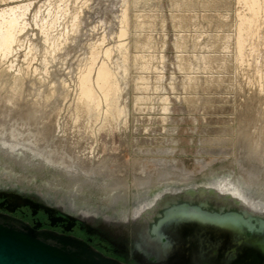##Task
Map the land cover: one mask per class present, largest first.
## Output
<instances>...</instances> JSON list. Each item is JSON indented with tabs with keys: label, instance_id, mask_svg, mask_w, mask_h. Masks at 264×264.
Returning a JSON list of instances; mask_svg holds the SVG:
<instances>
[{
	"label": "rangeland",
	"instance_id": "obj_1",
	"mask_svg": "<svg viewBox=\"0 0 264 264\" xmlns=\"http://www.w3.org/2000/svg\"><path fill=\"white\" fill-rule=\"evenodd\" d=\"M187 1L186 0H182V1L181 0H87V1L86 0H84V1L83 0H81V1L80 0L79 1L78 0H0V10L5 9L9 6H14V5H18V4L19 5H27L29 8L28 10H26L27 13L25 14L26 16L24 17L25 22H27L26 23L27 28L24 29L25 31L23 30V32H21V34H20L21 36L19 35L20 41H17L15 43V45H14L15 51L13 53H11L8 57H4V56H3V58H2V56L0 57V61H1L0 62V68H1V70H0V91H2V92H0V101H2L1 98L3 99V101H4V99L7 100L12 96H13L12 98H14L16 93H17L16 94L17 97H15V98L19 99L18 97H20V94H21V98L19 100L21 103L20 105H22V108L24 107L23 109L27 110V108H28V110H31L33 113L36 110L34 108L35 106L38 109V111L36 110V113H35L37 115L36 116L37 117L36 118V125H41V123L45 121V123L48 124V126H50V129L49 128L48 129L53 130V131L52 130L50 131L52 134L50 140H48L46 143L42 144V146H44V147H42V149H41V145L37 144L35 141H34L33 145H30V143H32L30 141L34 140L33 135H34V132L36 131V129L30 128V129H28V132L27 131L24 132L25 135L23 133L24 140H25V143H23V144L27 145V143H28L27 140H29V143H28L29 145H27V146H29L31 149H35V148L37 149V146H38L39 151H38V149L37 150L35 149V150L28 152V154L27 153L24 154V153L20 152L19 156L18 155L15 156V155L0 151V158H2V159H0V192L14 193V194L22 195L23 197L33 198L38 202L50 204V205L54 206L55 208H58L60 210L67 211V212H69V210H70L69 204L72 203L75 206V212L76 213H80L82 211V212H87L89 214L94 215L97 218L96 223H95V225H97V226L102 225V222H104L107 218H109L110 220L117 221L119 223L118 226L120 225L119 227H121V228H123V226L125 224L132 227L130 224L132 222H130V223H127V222H128L129 217L132 215L135 207L138 204V199H137L138 193L136 191L137 190L136 188H134V187H132V188H121L122 189V191H121V189L114 190L112 188H108L105 186H98V188H97V186H95L94 184H92L90 182L87 184L86 183L80 184L79 181H75L74 179L70 180L71 177L63 169L58 168V167H53L48 162H46V161L43 162V160H41V155L43 157H45V155H46V157L48 155L51 156L52 154H50V152L53 153V151H55V150H56L55 153L57 152L58 154H60L61 152H65L64 149L66 148L65 147L66 144L69 143L70 140H72V138H73V136L71 137V135L69 133H71L73 135V133H72L73 131L70 132L71 129H73L72 128L73 124H71V123H73L71 116L74 115V112H75V109H74L75 104L74 103L77 99L76 97L79 95V93H78V91H79L78 90L79 89L78 88L79 87V85H78L79 78L81 77L82 73L84 72L85 67L88 68L87 66L91 64L90 61L93 60V59L92 60L90 59L91 57L93 58V53H92L93 49H94L93 52H95L94 54H96V55H98V53H96L95 50H98L100 52L99 53L100 57L99 56L97 57L98 59L95 56V59L98 60L97 63H95V64H97L95 67L99 66L103 62V59H105L104 61H106V62L108 61L107 63L110 64L111 68L113 67L112 69H114L116 71V73L118 72L117 75L119 77L118 79L120 80L119 81L120 85H121V87L123 86L122 91H120L119 94L122 93L124 95L123 96L121 94L123 97L121 95L118 96V99H120L119 104L121 106L127 105L126 108H128V111L126 109V112H128L127 113L128 117L124 115L123 118H121L119 120V124H117V128H115V130H114V134H113V136L115 135L114 137L110 138V135L107 134L108 135L107 136L105 134L106 132L105 133L102 132L100 134V138L103 137V140H102V138L100 140L101 141L100 145H101V143L105 144V145H103V147L101 146V149L103 148L102 151L105 155L112 154V153L116 155L119 153L120 155L118 154V156L120 158H123L125 160L127 159L128 161H132L135 158L142 159V160L148 159L146 161V164L148 165L150 170H154L156 168L155 165L153 164V162L150 161L151 158L152 159L153 158H165L169 161L176 160L177 164H179L180 167H185L188 170L190 169V171H193L195 173V177L192 180H189L188 182H190L191 184H195L198 187H201L202 185L208 184L211 180H213L215 178H222V177H234L236 179L241 178L244 181L248 180L247 174L240 167V163H239L238 159L241 158L242 161H244V157H246V155L248 156L249 153L252 152L253 147H254V141H253L254 138L252 136L251 139L247 140L248 138L247 137L245 138V136H243L242 133L244 131H246V129H249L251 133H252V131H255L256 129L253 128V126L248 127V123L245 122L246 120L243 117H240L241 114L238 111L239 110L238 105H240L239 104L240 100L241 101L242 100L245 101L247 99L249 100L251 98L256 97L257 93H259V96H257V98L260 97L259 101L261 99L263 103L261 101H260L261 104H260V102L257 103V104H260V106L256 105V104H254V105L251 104L252 106L250 105V107H248V110L253 111L251 108L252 107L254 108L255 106L256 107L259 106V108L261 107L260 109L255 108V109H257L255 111L258 112V115L257 114L256 115L259 118L256 116L257 119L255 118L254 123L256 126L259 124L257 126L258 128L264 127V120H263L264 114L263 115L261 114L264 112L263 111L264 110V107H263L264 101L262 99L264 97V92H263L264 88H262L264 85L259 87V85H260L259 82L261 84H264V82H263L264 81L263 80L264 75L263 76L260 75L261 76V78H260L261 80H260L258 78L260 73H256L257 69L254 72L256 65H258L260 61L264 60V58H262L264 56V49H262V52H261V55H263V56H261L260 58L258 55L248 56L250 58L252 57V60L255 59V62H256V60L257 61L260 60L259 62H256V65L254 62H252V68L255 65L254 66L255 68H253V69L249 67V66H251V63H249V62L252 61L250 58L247 57V60L244 63H242L243 66H242V64L239 63V60L236 58L237 57L236 56L237 55V48H236V38L235 37L237 35V31H236V30H238L237 22L239 20L237 15L239 14L238 10H240V12L242 10L244 11V9H242L243 8L242 5H241V8H240V6H237V4L240 5L239 0H225V1L224 0H187ZM237 1H239V3ZM86 2L88 3V6H86L87 5ZM236 2H237V4L235 5ZM77 3H79V4H77ZM125 7H126V9H124ZM57 8L60 9V11ZM74 8H75V10L76 9L77 10L75 11ZM82 9H83V11H82ZM127 9H128V11L126 12ZM124 12H126L127 17L129 16L127 21L130 24L128 22H126V24L124 22L122 23V21H123L122 18H123ZM183 13H184V15H183ZM223 13H225V14H223ZM121 14H122V16H121ZM156 14L158 16H156ZM140 15H141V17H140ZM172 15H174V17ZM137 16H139V17H137ZM201 16H203V17H201ZM143 17H144V19H142ZM119 18H121V19H119ZM221 19H222V21H221ZM44 20H45V22H44ZM137 20H138V23H137ZM158 21H159V23H158ZM103 23H104V25H102ZM140 23L142 24V26ZM153 23L154 24L156 23L155 24L156 26L153 25ZM163 23H165L164 26H162ZM177 23H179V24H177ZM143 24H145V26ZM207 24H208V26H207ZM118 25L120 28L118 27ZM124 25L125 26L129 25L128 26L129 28L126 26V29H128L127 30L128 33L126 34L127 35L126 38H125V36H122V34L120 35L121 29L123 28L122 26H124ZM191 25H194V26H191ZM76 26H77V28H76ZM142 27H144V28H142ZM119 30H120V32H119ZM30 32H31V34H29ZM230 34H231V36H229L230 37V39H229V37H227L226 35H230ZM45 35H47L48 37L47 36L45 37ZM119 35L124 37L123 38L124 40ZM118 36L120 39H118ZM145 37L146 38L149 37V38L146 39ZM201 37H202V39H201ZM110 38L112 40H110ZM113 38H115V39H113ZM194 38H196V39H194ZM234 38H235V40H234ZM57 39H59V40H57ZM100 40L102 41V43ZM218 40H219V42H218ZM228 41H229V44L227 43ZM122 42L123 43L125 42V45L123 47H122L123 44H121ZM157 42H159V43H157ZM178 42H180V46H178L179 45ZM230 42H231V45H230ZM18 43H20L21 45ZM61 43L63 44V46ZM183 43L185 45H183ZM226 43H227V45H226ZM55 44H56V46H55ZM137 44H139V45H137ZM99 45H100V47H99ZM116 45H118V46H116ZM135 45H137V46H135ZM142 45H145V46H142ZM228 45H229V48H227ZM108 46H110L111 48ZM146 46H148V48ZM90 47H91V49H90ZM45 48H46V50H45ZM109 48L111 50V55H110V57L107 58L105 51ZM123 48L127 52L124 51ZM143 49H145V50H143ZM205 49H207V50H205ZM45 52H47V53H45ZM123 52H124V54H123ZM139 55H140V57L141 56H143V57L140 58ZM146 55H148L149 57ZM125 56H127L128 59ZM130 56H132V57H130ZM225 56H226V59H225ZM158 57H160L161 60ZM255 57L259 58V59H256ZM122 58H124L125 61ZM143 58H144V60H143ZM145 58L146 59L148 58V59L146 60ZM203 58H204V60H203ZM212 58H216V59L219 58V59H218V61H216V60H213ZM233 58H234V60H233ZM231 59H232V61H231ZM34 60H36V62ZM127 60H128V63H127ZM226 60H228V61H227V63L224 64V62H226ZM117 61H118V63H117ZM236 62H238V63H236ZM122 63H123V65H122ZM245 63L246 64L249 63L248 64L249 66L245 65ZM260 63H261V66L259 64V67L261 68L262 65L264 64V61H263V63L262 62H260ZM2 64H4V65H2ZM144 64L147 66L149 64L150 67L149 66L146 67ZM227 64L228 65L230 64V65L228 66ZM50 65H51V67H50ZM80 65H82L83 67ZM115 65H117V66H115ZM223 65H226L230 68H228V67L226 68V66H223ZM29 66H30V69H29ZM135 66H137V67H135ZM180 66H182V67L180 68ZM221 66H223V67H221ZM263 67H264V65H263ZM81 69H83L82 73H81V71H82ZM243 69H244V71H243ZM247 69H248V71H247ZM4 70H5V72H4ZM2 71H3L4 75L2 74ZM261 71L264 74V68ZM241 72H243V73H241ZM80 73H81V75H80ZM255 73L257 74V77H256ZM147 74L148 75L151 74V75L148 76ZM242 74L245 76L244 79H243ZM254 74H255V76H254ZM18 75H19V77H18ZM186 76H187V78H186ZM226 76H228V77H226ZM22 77H23L22 81L24 82V84H23V82H20L21 81L20 79H22ZM27 77H28V80H27ZM189 77H191V78H189ZM248 77L249 78L256 77L257 79H255V78L249 79ZM247 78L249 79L250 82L248 81ZM218 80H220L219 83H218ZM254 80H256V81L260 80V81L254 82ZM215 81L218 83L217 87L219 89L215 87V90H214V87L212 89V87H210V85H211V83H212V85H216L217 83ZM242 81H244V82H242ZM18 82L23 84V85L21 84L23 86V88ZM203 82H205V83H203ZM230 82L235 84V85L231 84ZM31 83H32V85H31ZM67 83H68V86H67ZM222 83H224V84H222ZM246 83H248V84H246ZM33 84H34V86H33ZM135 84L137 86H135ZM147 84L149 86L144 87V85L147 86ZM191 84H193V85L196 84V86L195 85L192 86ZM207 84H208V86H207ZM228 84L231 87H229ZM239 84L240 85L243 84V86L241 85L242 87H239ZM18 85L21 86L22 89L19 88ZM51 85H53V86H51ZM65 85L67 86L66 88H65ZM220 85H223V87H224L222 92H221V90L223 87ZM225 85H227V86H225ZM2 86L6 87V88H4ZM141 86H143V88ZM219 86L221 87V89ZM17 87L19 89L18 91L16 90ZM170 87H171V89H170ZM194 87H196V89ZM208 87H210V88H208ZM226 87H229L230 90L228 88L226 89ZM10 89H12V90H10ZM140 89H141V91H140ZM20 90H22V92ZM146 90H147V92H146ZM241 90H243V91H241ZM253 90H254V93L259 90V92H257L254 97H252L254 95V93L250 94L251 92H253ZM255 90H257V91H255ZM260 91L263 92V93H261L262 97H261ZM65 94L67 97L64 96ZM238 94L240 95V98H239ZM142 95L145 96L146 98H148V100H146V98H144ZM150 95H152L151 96L152 99H151ZM163 95L165 97L166 96L167 97L170 96V97L165 98ZM247 95H248V97H247ZM249 95H251V96H249ZM137 96H139L140 99L143 98L141 100L145 99V101H144L145 103H141V100L139 98L137 99ZM221 96H222V98H221ZM234 96H237L238 98H236ZM63 97L64 98L66 97L65 98L66 100ZM119 97H121V98H119ZM188 97L189 98L191 97V99H185ZM212 97H213V99L215 97L216 101L213 100ZM244 97H246V98H244ZM48 98H50L51 100H49ZM162 98H163V100H162ZM193 98H195L196 100ZM227 98L230 100L232 99V101L228 100ZM150 99H151V101H149ZM155 99H157V100H155ZM207 99H208L209 103H207L208 102ZM221 99L224 103L221 101ZM238 99H239V101H238ZM152 100H153V102H152ZM185 100H188V101L190 100L191 102L189 101V104H188L187 103L188 101L186 102ZM39 101H41V102H39ZM135 101H137L138 104H137V102L135 104L134 103ZM147 101L150 102V104L147 103ZM165 101H167V102H165ZM196 101H198L199 103ZM226 101H228V102L226 103ZM229 101L231 103H229ZM4 102H6V101H4ZM37 102L39 104V107H38ZM162 102H165V103H162ZM212 102H215V103L217 102V103L216 104L214 103V105H213ZM168 103H169V105H168ZM62 104H63V106H62ZM164 104L168 105L170 108L167 106H164ZM145 105H146L147 109L144 108ZM156 105H157V107H156ZM190 105H192V106H190ZM194 105H196V108ZM207 105H208V107H207ZM216 105L218 106V109L221 110L222 112L218 111ZM224 105H227L226 108L224 107ZM136 106H138V107L136 108ZM140 106H142V109L140 108ZM150 106L152 108L153 107L154 108L151 109ZM213 106L215 107V109ZM220 106H221V108H219ZM163 107L164 108L167 107L168 108L167 110L169 112L166 110V112H168V113H166L165 109L163 110ZM204 107H206V108H204ZM237 107H238V109H237ZM143 108H144V110L146 109V112L143 110ZM207 108H210V109L205 110ZM223 108H225V109H223ZM230 108H232V109H230ZM33 109H34V111H33ZM150 109L153 110L154 112L155 111L156 112L155 113L153 111L149 112ZM183 109H184V111H183ZM190 109H191V111H190ZM222 109L225 110L224 111L225 113H223ZM228 109H229V111L230 110L231 111L234 110V111L233 112L230 111L231 112L230 113L228 111ZM56 110H58V111H56ZM134 110H136V111H134ZM160 110H161V112H160ZM162 111H164L165 113L164 112L162 113ZM188 111H189V113H188ZM205 111H206V113H204ZM216 111H218V112H216ZM237 111L239 112V114L237 113ZM57 113L59 115H57ZM45 116H46V118H45ZM147 116H149V117L147 118ZM154 116H156L155 117L156 119H154ZM215 116H216V118H215ZM232 116H234V117H232ZM50 117H51V119H50ZM124 117L126 119V122H125ZM135 117L137 120L135 119ZM144 117H145V119L147 118L146 120H148V121H146L144 119ZM166 117H167V119H166ZM221 117L222 118L225 117L227 119H225V118L221 119ZM142 118H143V120H142ZM209 118L211 120L214 118V120L211 121ZM228 118H230V119H228ZM239 118H241V119L238 121ZM140 119H141V122L139 123L138 120H140ZM161 119L165 122H162ZM171 119H172V121H171ZM49 120L51 122V125H49L50 124L49 122H46ZM122 120H124L123 121L124 125L122 124ZM150 120H151V122H150ZM222 120L223 121L225 120V122H222ZM228 120H230L229 124H228ZM152 121H154V122H152ZM156 121H157V123H156ZM208 121H209V123H207ZM124 122L127 123V126L125 125ZM144 122H147V123H144ZM218 122H220V123H218ZM237 122L238 123L241 122L239 124V126L241 128L238 127ZM224 123H226V124H224ZM242 124H243V127H242ZM121 125L123 126V128H121L122 127ZM52 126H53V128H51ZM124 126H126L125 129H124ZM66 127L69 130L66 129ZM70 127H71V129H70ZM136 127H137V130H136ZM148 127H151V128L148 129ZM153 127H154V129H156L155 131L158 130L157 127H159L160 129L158 130V132H155ZM231 127H232V129H230ZM236 127L239 129H237ZM63 128L65 129V131ZM214 128L219 129V131L218 130H216V131L220 132L221 134L220 133L215 134L217 132H215ZM223 128H224V130H223ZM19 129L17 132L20 134L21 129H20V131H19ZM145 129H147V131H145V133H143L144 132L143 130H145ZM165 129H166V131H165ZM206 129H208V130H206ZM161 130L164 131L165 133L164 132L162 133ZM206 131H208L211 134H209ZM213 131H214V133H213ZM224 131H225V133H223ZM228 131H230L229 134H228ZM238 131L240 134H238ZM118 132L119 133L121 132L122 134L125 133V136H123L121 133L118 134ZM64 133H66V134H64ZM67 133H68V136L70 138H68ZM61 135L62 136L64 135V137H61ZM240 135H241V139L239 138ZM119 137H121V138H119ZM136 137H138V138H136ZM225 137H227V138H225ZM132 138L135 140H132ZM140 138H142L143 140ZM145 138L147 139L146 142H148V144L144 143L146 140ZM154 138H156V140H159V138H160V140L164 141V142H161L160 140L156 141ZM204 138H206V140L207 139L208 140L205 141ZM224 138H225V140H224ZM59 139L61 140V142H64L63 143L64 145L62 144V146H61L62 148L60 147V149L58 151L56 149V147L54 146V143H57L59 141ZM66 139L67 140L69 139V142ZM107 139L112 140L111 141L112 146L114 144L113 142H115L114 146L112 147L115 150H112V152L109 150L108 151L106 150V149H108L107 148V143H108ZM138 139H140V141H138ZM148 139H150V140H148ZM226 139H228V140H226ZM211 140H213V141H211ZM103 141H105V142H103ZM124 141H127V146H125V147H124V144L126 145V142H124ZM135 141L139 142V143H136ZM204 141H205V143H204ZM263 141H264V139L262 138L261 146L264 143ZM121 142H123V143H121ZM141 142H143L144 144ZM206 142H208V143H206ZM118 143H120L121 145ZM152 143H154V144H152ZM46 144L47 145L49 144V145L46 146ZM52 144H53L54 148H52ZM246 144H249V145H246ZM118 145H119L120 149H119ZM250 145H251L252 149H250V147H249ZM246 146L248 147V149L246 148ZM115 147L116 148L118 147V148L116 149ZM262 147L264 148V144ZM133 148H134V150H133ZM141 148L142 149H144V148L149 149V153H144ZM43 149H45V150H43ZM50 149H51V151H50ZM228 149H230V150H228ZM42 150H43V153H41ZM118 150H120V151H118ZM166 150L169 152H167ZM204 150H206V151H204ZM223 150L225 151V153ZM35 151L36 152L38 151V152L36 153ZM161 151H163L164 153ZM248 151H249V153H248ZM39 152L41 153V155H38ZM44 152H45V154H44ZM108 152H111V153H108ZM65 153H67V152H65ZM227 153H229V154H227ZM245 153H247V154H245ZM24 156H25V158H24ZM19 157H20L21 162L19 161ZM199 160H205L207 163H209V166L202 169L200 164H199ZM17 161H19L20 163ZM62 173L65 177L62 175ZM58 174H60V175H58ZM263 176H264V173L260 176L258 182H255L256 184L257 183L258 184L253 186L254 187L253 192H254L255 197L256 196L261 197L260 195L264 193V185H263L264 184V177ZM174 178H171V181L168 184H161L159 182L154 181V183L152 184L153 186H151V188H149V190H148L149 191L148 193L150 194V196L148 198H153L159 192L167 190V188H169V187L177 189V188L186 187L188 185L186 181L182 182V181H178V180H176V178L175 179ZM76 187L79 189H77ZM108 196H109V198H108ZM112 196H113V198H112ZM116 196H117V200L115 199ZM118 198H119V200H118ZM114 200H116V201H114ZM126 200H127V202H126ZM110 208H112V209H110ZM132 225H133V223H132Z\"/></svg>",
	"mask_w": 264,
	"mask_h": 264
},
{
	"label": "bare ground",
	"instance_id": "obj_2",
	"mask_svg": "<svg viewBox=\"0 0 264 264\" xmlns=\"http://www.w3.org/2000/svg\"><path fill=\"white\" fill-rule=\"evenodd\" d=\"M79 1V0H78ZM81 1V0H80ZM84 1V0H83ZM87 1V0H86ZM182 1V0H181ZM187 1V0H186ZM225 1V0H224ZM239 1H240V3H239ZM239 1H237L240 5H238L237 4V2L235 3V5L237 4V6H240V8H241V5L243 6V8L242 9H244V11L242 10L241 12H240V10H238V22H237V24H238V30H236L237 31V35H236V48H237V59L239 60V63L240 64H242V63H244L246 60H247V57L248 56H256V55H258L259 56V58L261 57V56H263V55H261V52H262V49H264V0H239ZM177 2V1H176ZM188 2V1H187ZM193 2V1H192ZM205 2V1H204ZM215 2V1H214ZM62 3V2H61ZM76 3V2H75ZM82 3V2H81ZM87 3V2H86ZM95 3V2H94ZM122 3V2H121ZM183 3V2H182ZM218 3V2H217ZM216 3V4H217ZM29 4V3H28ZM52 4V3H51ZM50 4V5H51ZM57 4V3H56ZM66 4V3H65ZM77 4H79V3H77ZM190 4V3H189ZM210 4V3H209ZM58 5V4H57ZM60 5V4H59ZM96 5V4H95ZM123 5V4H122ZM125 5V4H124ZM181 5V4H180ZM214 5V4H213ZM53 6V5H52ZM74 6V5H73ZM82 6V5H81ZM86 6H88V3H87V5ZM174 6V5H173ZM172 6V7H173ZM59 7V6H58ZM85 7V6H84ZM94 7V6H93ZM204 7V6H203ZM217 7V6H216ZM55 8V7H54ZM60 8V7H59ZM77 8V7H76ZM81 8V7H80ZM2 9V8H1ZM29 8H28V6L27 5H14V6H9V7H7V8H5V9H2V10H0V57L2 56V58H3V56L4 57H8L11 53H13L15 50H14V45H15V43L17 42V41H20L19 40V38H20V34H21V32H23V30L24 29H26L27 27H26V23L27 22H25V14L27 13L26 12V10H28ZM50 9V8H49ZM56 9V8H55ZM58 9V8H57ZM67 9V8H66ZM73 9V8H72ZM71 9V10H72ZM124 9H126V7L124 8ZM174 9V8H173ZM189 9V8H188ZM59 11H60V9H58ZM64 10V9H63ZM70 10V9H69ZM74 10H75V8H74ZM77 10V9H76ZM75 10V11H76ZM88 10V9H87ZM86 10V11H87ZM185 10V9H184ZM58 11V12H59ZM82 11H83V9H82ZM128 11V9L126 10V12ZM179 11V10H178ZM201 11V10H200ZM216 11V10H215ZM48 12V11H47ZM53 12V11H52ZM55 12V11H54ZM126 12H124L123 14V21H122V23L124 22L125 24H126V22H128L127 20H128V17H127V14H126ZM66 13V12H65ZM121 13V12H120ZM220 13V12H219ZM236 13V12H235ZM161 14V13H160ZM181 14V13H180ZM223 14H225V13H223ZM41 15V14H40ZM79 15V14H78ZM81 15V14H80ZM144 15V14H143ZM149 15V14H148ZM147 15V16H148ZM155 15V14H154ZM153 15V16H154ZM182 15V14H181ZM180 15V16H181ZM183 15H184V13H183ZM209 15V14H208ZM227 15V14H226ZM45 16V15H44ZM48 16V15H47ZM64 16V15H63ZM62 16V17H63ZM121 16H122V14H121ZM156 16H158L157 14H156ZM155 16V17H156ZM173 17H174V15H172ZM191 16V15H190ZM205 16V15H204ZM222 16V15H221ZM35 17V16H34ZM66 17V16H65ZM69 17V16H68ZM67 17V18H68ZM137 17H139V16H137ZM140 17H141V15H140ZM146 17V16H145ZM151 17V16H150ZM196 17V16H195ZM201 17H203V16H201ZM45 18V17H44ZM43 18V19H44ZM70 18V17H69ZM153 18V17H152ZM190 18V17H189ZM226 18V17H225ZM224 18V19H225ZM55 19V18H54ZM72 19V18H71ZM119 19H121V18H119ZM130 19V18H129ZM141 19V18H140ZM139 19V20H140ZM142 19H144V17L142 18ZM146 19V18H145ZM164 19V18H163ZM220 19V18H219ZM36 20V19H35ZM189 20V19H188ZM193 20V19H192ZM198 20V19H197ZM206 20V19H205ZM210 20V19H209ZM214 20V19H213ZM52 21V20H51ZM60 21V20H59ZM165 21V20H164ZM179 21V20H178ZM186 21V20H185ZM207 21V20H206ZM221 21H222V19H221ZM44 22H45V20H44ZM55 22V21H54ZM68 22V21H67ZM78 22V21H77ZM103 22V21H102ZM144 22V21H143ZM182 22V21H181ZM187 22V21H186ZM210 22V21H209ZM228 22V21H227ZM233 22V21H232ZM66 23V22H65ZM101 23V22H100ZM129 23V22H128ZM137 23H138V20H137ZM152 23V22H151ZM158 23H159V21H158ZM205 23V22H204ZM208 23V22H207ZM224 23V22H223ZM43 24V23H42ZM72 24V23H71ZM75 24V23H74ZM80 24V23H79ZM130 24V23H129ZM141 24V23H140ZM149 24V23H148ZM156 24V23H155ZM154 23H153V25H155ZM164 24L165 23H163V25L162 26H164ZM177 24H179V23H177ZM181 24V23H180ZM209 24V23H208ZM208 24H207V26H208ZM39 25V24H38ZM50 25V24H49ZM102 25H104V23L102 24ZM138 25V24H137ZM144 26H145V24H143ZM28 26V25H27ZM53 26V25H52ZM101 26V25H100ZM127 27L129 26V25H126ZM126 26L124 25V26H122L121 28V32H120V30H119V32H120V35L122 34V36H125V38H126V34L128 33L127 32V30L128 29H126ZM141 26H142V24H141ZM140 26V27H141ZM149 26V25H148ZM156 26V25H155ZM181 26V25H180ZM191 26H194V25H191ZM75 27V26H74ZM103 27V26H102ZM118 27H119V25H118ZM152 27V26H151ZM219 27V26H218ZM226 27V26H225ZM40 28V27H39ZM65 28V27H64ZM67 28V27H66ZM76 28H77V26H76ZM83 28V27H82ZM120 28V27H119ZM129 28V27H128ZM142 28H144V27H142ZM148 28V27H147ZM156 28V27H155ZM192 28V27H191ZM234 28V27H233ZM51 29V28H50ZM63 29V28H62ZM97 29V28H96ZM151 29V28H150ZM164 29V28H163ZM178 29V28H177ZM195 29V28H194ZM193 29V30H194ZM237 29V28H236ZM45 30V29H44ZM43 30V31H44ZM52 30V29H51ZM65 30V29H64ZM76 30V29H75ZM104 30V29H103ZM25 31V30H24ZM93 31V30H92ZM162 31V30H161ZM209 31V30H208ZM101 32V31H100ZM207 32V31H206ZM214 32V31H213ZM94 33V32H93ZM105 33V32H104ZM142 33V32H141ZM140 33V34H141ZM29 34H31V32L29 33ZM61 34V33H60ZM67 34V33H66ZM114 34V33H113ZM158 34V33H157ZM198 34V33H197ZM20 35V36H19ZM62 35V34H61ZM119 35V36H120ZM148 35V34H147ZM180 35V34H179ZM234 35V34H233ZM47 35H45V37H46ZM54 36V35H53ZM78 36V35H77ZM119 36H118V39H120L119 38ZM122 36H120L122 39L124 38V37H122ZM140 36V35H139ZM143 36V35H142ZM146 36V35H145ZM150 36V35H149ZM193 36V35H192ZM209 36V35H208ZM227 37H229V36H231V34L230 35H226ZM225 36V37H226ZM25 37V36H24ZM48 37V36H47ZM56 37V36H55ZM66 37V36H65ZM69 37V36H68ZM147 37V36H146ZM145 37V38H146ZM185 37V36H184ZM216 37V36H215ZM221 37V36H220ZM139 38V37H138ZM144 38V37H143ZM149 38V37H148ZM148 38H146V39H148ZM189 38V37H188ZM199 38V37H198ZM232 38V37H231ZM235 38H234V40H235ZM91 39V38H90ZM103 39V38H102ZM113 39H115V38H113ZM166 39V38H165ZM185 39V38H184ZM191 39V38H190ZM194 39H196V38H194ZM193 39V40H194ZM201 39H202V37H201ZM212 39V38H211ZM221 39V38H220ZM229 39H230V37H229ZM33 40V39H32ZM49 40V39H48ZM57 40H59V39H57ZM99 40V39H98ZM110 40H112L111 38H110ZM124 40V39H123ZM152 40V39H151ZM210 40V39H209ZM68 41V40H67ZM101 41V40H100ZM99 41V42H100ZM138 41V40H137ZM179 41V40H178ZM197 41V40H196ZM215 41V40H214ZM223 41V40H222ZM66 42V41H65ZM128 42V41H127ZM140 42V41H139ZM156 42V41H155ZM166 42V41H165ZM210 42V41H209ZM218 42H219V40H218ZM22 43V42H21ZM26 43V42H25ZM101 43H102V41H101ZM113 43V42H112ZM137 43V42H136ZM157 43H159V42H157ZM156 43V44H157ZM167 43V42H166ZM179 43V45L178 46H180V42H178ZM186 43V42H185ZM191 43V42H190ZM228 44H229V41L227 42ZM227 43H226V45H227ZM233 43V42H232ZM18 44H20V43H18ZM46 44V43H45ZM62 44V43H61ZM100 44V43H99ZM121 44H123L122 45V47L125 45V42L123 43H121ZM120 44V45H121ZM214 44V43H213ZM21 45V44H20ZM93 45V44H92ZM137 45H139V44H137ZM137 45H135V46H137ZM146 45V44H145ZM145 45H142V46H145ZM150 45V44H149ZM152 45V44H151ZM177 45V44H176ZM183 45H185L184 43H183ZM182 45V46H183ZM190 45V44H189ZM218 45V44H217ZM230 45H231V42H230ZM233 45V44H232ZM19 46V45H18ZM33 46V45H32ZM41 46V45H40ZM55 46H56V44H55ZM54 46V47H55ZM62 46H63V44H62ZM111 46V45H110ZM110 46H108V47H110ZM116 46H118V45H116ZM129 46V45H128ZM163 46V45H162ZM223 46V45H222ZM99 47H100V45H99ZM98 47V48H99ZM102 47V46H101ZM147 48H148V46H146ZM145 47V48H146ZM184 47V46H183ZM209 47V46H208ZM218 47V46H217ZM233 47V46H232ZM48 48V47H47ZM93 48V47H92ZM111 48V47H110ZM110 48L109 49H107L106 51H105V54H106V56H107V58L108 57H110V55H111V50H110ZM125 48V47H124ZM123 48V49H124ZM130 48V47H129ZM151 48V47H150ZM156 48V47H155ZM165 48V47H164ZM202 48V47H201ZM225 48V47H224ZM227 48H229V45L227 46ZM17 49V48H16ZM20 49V48H19ZM90 49H91V47H90ZM142 49V48H141ZM45 50H46V48H45ZM105 50V49H104ZM122 50V49H121ZM128 50V49H127ZM143 50H145V49H143ZM159 50V49H158ZM179 50V49H178ZM205 50H207V49H205ZM222 50V49H221ZM49 51V50H48ZM53 51V50H52ZM93 51H94V49H93ZM92 51V53H93V58L91 57L90 59L92 60V61H90V65H88L87 67L88 68H86L85 67V69H84V72H83V69H81L82 71H81V73H82V75H81V73H80V75H81V77L79 78V83H78V85H79V91H78V93H79V95L76 97L77 99H76V101H75V112H74V115H70L71 116V118H72V121H73V123H71V124H73V126H72V128L73 129H71V127H70V129H71V131L70 132H72L73 133V135L71 134V133H69L70 135H71V137L73 136V138H72V140H70V142H69V139L67 140L69 143H67L66 144V148L64 149L65 150V152H67V153H65V152H59L60 154H58L57 152L55 153V151H53V153L52 152H50L51 151V149H50V154H52L51 156H47L46 157V155H45V157H43L42 155H41V153H43V150H45V149H43L42 150V152L39 154L38 153V155H41V160H43V162L44 161H46V162H48L50 165H52L53 167H58V168H61V169H63L71 178H70V180L71 179H74L75 181H79L80 182V184L82 183V184H84V183H92V184H94L95 186H97V188H98V186H105V187H108V188H112V189H114V190H117V189H121V188H132V187H134V188H136L137 190V193H138V204H137V206L135 207V209H134V211H133V213H132V215L129 217V220H128V223H130V222H132V220L134 221V224H135V226L138 228H140V231L141 230H143V229H146L147 228V226L148 225H150V222L151 221H154V218L160 213V209L162 208V206H163V204H165V203H167V202H169V201H171V200H173V199H176L178 196H184V197H186L187 199H190V200H201V201H206V200H213V201H215L217 204H222V205H230V206H237L238 208H240V209H242L243 211H245L246 213H249V214H255V215H257V216H262V217H264V193L263 194H261L260 196L261 197H255L254 196V185H257L255 182H258V180H259V178H260V176L264 173V148L262 147L263 146V144H262V146H261V140H262V138L264 139V127L263 128H258L257 126L259 125H255V123H254V121H255V118H256V116L258 115V112L257 111H255V110H257L258 108H259V106H260V104H261V102H262V100L260 99V101H259V98H257V96H259V93H257V92H259V90L257 91V90H255V91H257V92H255L254 93V90H253V92H251L250 94H253L254 93V95L252 96V97H254L255 95H256V93H257V95H256V97H254V98H251V99H247V100H240L239 101V99H238V101L240 102L239 104L240 105H238V107H239V112H240V114H241V116L240 117H243L246 121L245 122H247L248 123V127H251V126H253V128H255L256 130L255 131H252V133L250 132V130L249 129H246V131H244L242 134H243V136H245V138L247 137L248 139L247 140H249V139H251V137L253 136V138H254V147H253V150H252V152L251 153H249V151H248V153H249V155L247 156L246 155V157H244V161H242V159L240 158V159H238V161H239V163H240V167L242 168V170L247 174V179L248 180H246V181H244V180H242L241 178H234V177H222V178H215V179H213V180H211L208 184H206V185H202L201 187H198L197 185H195V184H191L190 182H188L189 180H192L194 177H195V173L193 172V171H190V169L188 170L187 168H185V167H180V165L179 164H177V162H176V160H171V161H169V160H167V159H165V158H151V162H153V164L155 165V169L154 170H150L149 169V167H148V165L146 164V161L148 160V159H138V158H135L134 160H132V161H128L127 159L125 160V159H123V158H120L119 156H118V154H107V155H105L104 153H103V151H102V149H101V146L103 147V145H105V144H102L101 143V145H100V140H101V138H102V140H103V137H101L100 138V134L103 132V133H105L106 135L108 134V135H110V138L111 137H114L113 136V134H114V130H115V128H117V124H119V120L121 119V118H123V116L125 115V116H127V113L128 112H126V109H127V111H128V108H126V106L124 107V106H121L120 104H119V101H120V99H118V96H120L121 94H119L120 93V91H122V88H123V86L121 87V85H120V80L118 79L119 77H118V75H117V73H116V71L114 70V69H112L111 68V66H110V64L109 63H107L106 61H104L105 59H103V62L99 65V66H97V67H95L97 64H95V63H97V61L98 60H96L95 59V56H96V58L99 56L100 57V55H99V51L98 50H95L96 51V53H98V55H96V54H94L95 52H93ZM98 51V52H97ZM101 51V50H100ZM124 51H126L125 49H124ZM137 51V50H136ZM142 51V50H141ZM147 51V50H146ZM177 51V50H176ZM217 51V50H216ZM231 51V50H230ZM57 52V51H56ZM127 52V51H126ZM144 52V51H143ZM157 52V51H156ZM180 52V51H179ZM17 53V52H16ZM39 53V52H38ZM45 53H47V52H45ZM91 53V52H90ZM136 53V52H135ZM162 53V52H161ZM260 53V54H259ZM104 54V55H105ZM121 54V53H120ZM123 54H124V52H123ZM208 54V53H207ZM263 54V53H262ZM14 55V54H13ZM103 55V56H104ZM144 55V54H143ZM28 56V55H27ZM51 56V55H50ZM92 56V55H91ZM117 56V55H116ZM135 56V55H134ZM145 56V55H144ZM146 56H148V55H146ZM156 56V55H155ZM213 56V55H212ZM217 56V55H216ZM215 56V57H216ZM224 56V55H223ZM49 57V56H48ZM77 57V56H76ZM105 57V56H104ZM126 58H127V56H125ZM130 57H132V56H130ZM139 57H140V55H139ZM141 57H143V56H141ZM140 57V58H141ZM149 57V56H148ZM203 57V56H202ZM1 58V59H2ZM29 58V57H28ZM35 58V57H34ZM39 58V57H38ZM45 58V57H44ZM125 58V59H126ZM137 58V57H136ZM154 58V57H153ZM158 58H160V57H158ZM194 58V57H193ZM206 58V57H205ZM248 58H250V57H248ZM256 58V57H255ZM259 58H256V59H259ZM262 58H264V56L262 57ZM5 59V58H4ZM7 59V58H6ZM15 59V58H14ZM56 59V58H55ZM82 59V58H81ZM80 59V60H81ZM98 59V58H97ZM114 59V58H113ZM123 60H124V58H122ZM128 59V58H127ZM146 59V58H145ZM148 59V58H147ZM146 59V60H147ZM213 60H216V61H218V59L219 58H212ZM221 59V58H220ZM225 59H226V56H225ZM224 59V60H225ZM229 59V58H228ZM251 60H252V57L250 58ZM254 59V58H253ZM37 60V59H36ZM36 60H34L35 62H36ZM43 60V59H42ZM77 60V59H76ZM79 60V59H78ZM89 60V59H88ZM143 60H144V58H143ZM160 60H161V58H160ZM164 60V59H163ZM202 60V59H201ZM203 60H204V58H203ZM233 60H234V58H233ZM262 60V59H261ZM28 61V60H27ZM30 61V60H29ZM51 61V60H50ZM110 61V60H109ZM119 61V60H118ZM118 61H117V63H118ZM125 61V60H124ZM123 61V62H124ZM136 61V60H135ZM138 61V60H137ZM207 61V60H206ZM227 61L228 60H226V62H224V64L225 63H227ZM231 61H232V59H231ZM260 61V60H259ZM259 61H257L256 60V62H259ZM263 61L264 60H262V61H260V62H262L263 63ZM1 62V61H0ZM15 62V61H14ZM76 62V61H75ZM89 62V61H88ZM134 62V61H133ZM145 62V61H144ZM148 62V61H147ZM150 62V61H149ZM203 62V61H202ZM248 62V61H247ZM246 62V63H247ZM252 62H254L255 63V65H256V62H255V59L254 60H252L251 62H249V63H251V66H249L248 64H246L245 63V65H248L250 68H252ZM259 62V64H260V66H261V63ZM30 63V62H29ZM84 63V62H83ZM127 63H128V60H127ZM146 63V62H145ZM155 63V62H154ZM177 63V62H176ZM236 63H238V62H236ZM11 64V63H10ZM89 64V63H88ZM115 64V63H114ZM150 64V63H149ZM148 64V66L150 67V65ZM157 64V63H156ZM178 64V63H177ZM183 64V63H182ZM190 64V63H189ZM198 64V63H197ZM259 64L258 65H256V68L253 66V68H255L254 69V72H255V70L257 69V71H256V73H260L259 74V79L261 78V76H263L264 74L262 73V69L264 68L263 67V65H262V69L259 67ZM2 65H4V64H2ZM30 65V64H29ZM45 65V64H44ZM119 65V64H118ZM122 65H123V63H122ZM121 65V66H122ZM127 65V64H126ZM145 65V64H144ZM161 65V64H160ZM159 65V66H160ZM228 65V64H227ZM230 65V64H229ZM228 65V66H229ZM244 65V66H245ZM31 66V65H30ZM30 66H29V69H30ZM47 66V65H46ZM80 66H82V65H80ZM115 66H117V65H115ZM146 67H148L147 65H145ZM155 66V65H154ZM223 66H226V65H223ZM223 66H221V67H223ZM228 66H226V68L228 67ZM239 66V65H238ZM242 66H243V64H242ZM35 67V66H34ZM42 67V66H41ZM50 67H51V65H50ZM79 67V66H78ZM83 67V66H82ZM135 67H137V66H135ZM182 66H180V68H181ZM240 67V66H239ZM26 68V67H25ZM24 68V69H25ZM46 68V67H45ZM115 68V67H114ZM139 68V67H138ZM144 68V67H143ZM206 68V67H205ZM228 68H230V67H228ZM237 68V67H236ZM249 68V69H250ZM252 68V69H253ZM15 69V68H14ZM54 69V68H53ZM125 69V68H124ZM153 69V68H152ZM232 69V68H231ZM239 69V68H238ZM242 69V68H241ZM261 69V70H260ZM0 70H1V68H0ZM40 70V69H39ZM42 70V69H41ZM126 70V69H125ZM139 70V69H138ZM154 70V69H153ZM203 70V69H202ZM223 70V69H222ZM240 70V69H239ZM28 71V70H27ZM124 71V70H123ZM128 71V70H127ZM146 71V70H145ZM156 71V70H155ZM188 71V70H187ZM194 71V70H193ZM208 71V70H207ZM228 71V70H227ZM243 71H244V69H243ZM247 71H248V69H247ZM4 72H5V70H4ZM36 72V71H35ZM38 72V71H37ZM40 72V71H39ZM79 72V71H78ZM144 72V71H143ZM148 72V71H147ZM153 72V71H152ZM157 72V71H156ZM205 72V71H204ZM209 72V71H208ZM252 72V71H251ZM250 72V73H251ZM31 73V72H30ZM130 73V72H129ZM133 73V72H132ZM141 73V72H140ZM154 73V72H153ZM162 73V72H161ZM164 73V72H163ZM203 73V72H202ZM236 73V72H235ZM241 73H243V72H241ZM249 73V72H248ZM253 73V72H252ZM255 73V74H256ZM2 74H3V71H2ZM16 74V73H15ZM77 74V73H76ZM125 74V73H124ZM123 74V75H124ZM139 74V73H138ZM158 74V73H157ZM213 74V73H212ZM217 74V73H216ZM222 74V73H221ZM255 74H254V76H255ZM4 75V74H3ZM43 75V74H42ZM148 75V74H147ZM146 75V76H147ZM151 75V74H150ZM150 75H148V76H150ZM204 75V74H203ZM243 75V74H242ZM261 75V76H260ZM29 76V75H28ZM33 76V75H32ZM141 76V75H140ZM143 76V75H142ZM145 76V75H144ZM193 76V75H192ZM191 76V77H192ZM195 76V75H194ZM220 76V75H219ZM240 76V75H239ZM252 76V75H251ZM2 77V76H1ZM4 77V76H3ZM18 77H19V75H18ZM79 77V76H78ZM161 77V76H160ZM173 77V76H172ZM184 77V76H183ZM191 77H189V78H191ZM199 77V76H198ZM226 77H228V76H226ZM244 75H243V79H244ZM256 77H257V74H256ZM256 77H254L255 79H257ZM26 78V77H25ZM38 78V77H37ZM138 78V77H137ZM147 78V77H146ZM157 78V77H156ZM180 78V77H179ZM186 78H187V76H186ZM188 78V79H189ZM214 78V77H213ZM237 78V77H236ZM235 78V79H236ZM249 78V77H248ZM247 78V79H248ZM252 78V77H251ZM251 78H249V79H251ZM254 78H252V79H254ZM263 78H264V76H263ZM4 79V78H3ZM32 79V78H31ZM40 79V78H39ZM139 79V78H138ZM144 79V78H143ZM155 79V78H154ZM159 79V78H158ZM212 79V78H211ZM217 79V78H216ZM220 79V78H219ZM242 79V78H241ZM249 79H248V81H249ZM18 80V79H17ZM16 80V81H17ZM21 81L20 82H23L22 80H23V77H22V79H20ZM27 80H28V77H27ZM77 80V79H76ZM126 80V79H125ZM142 80V79H141ZM145 80V79H144ZM150 80V79H149ZM156 80V79H155ZM162 80V79H161ZM224 80V79H223ZM228 80V79H227ZM234 80V79H233ZM261 80V79H260ZM259 80V81H260ZM264 80V79H263ZM25 81V80H24ZM35 81V80H34ZM59 81V80H58ZM179 81V80H178ZM187 81V80H186ZM190 81V80H189ZM194 81V80H193ZM192 81V82H193ZM211 81V80H210ZM219 81L220 80H218V83H219ZM232 81V80H231ZM240 81V80H239ZM247 81V82H248ZM258 80L256 81V80H254V82H259ZM11 82V81H10ZM14 82V81H13ZM38 82V81H37ZM41 82V81H40ZM124 82V81H123ZM136 82V81H135ZM138 82V81H137ZM144 82V81H143ZM148 82V81H147ZM153 82V81H152ZM212 82V81H211ZM216 82V81H215ZM222 82V81H221ZM234 82V81H233ZM242 82H244V81H242ZM250 82V81H249ZM262 82V81H261ZM264 82V81H263ZM262 82V83H263ZM17 83V82H16ZM19 83V82H18ZM61 83V82H60ZM72 83V82H71ZM170 83V82H169ZM195 83V82H194ZM203 83H205V82H203ZM209 83V82H208ZM213 83V82H212ZM212 83H211V85H212ZM217 83V82H216ZM218 83L216 84V85H210V87H212V89H213V87H214V90H215V87L216 88H218L217 86H218ZM231 83V82H230ZM229 83V84H230ZM20 85L22 84V83H19ZM23 84H24V82H23ZM22 84V85H23ZM42 84V83H41ZM137 84V83H136ZM135 84V86H137ZM174 84V83H173ZM186 84V83H185ZM222 84H224V83H222ZM226 84V83H225ZM229 84H228V86H229ZM231 84H233V83H231ZM244 84V83H243ZM243 84H241L242 86H243ZM246 84H248V83H246ZM250 84V83H249ZM253 84V83H252ZM260 84V85H259ZM259 87L260 86H262V85H264V84H261L260 82H259ZM21 85V86H22ZM31 85H32V83H31ZM56 85V84H55ZM54 85V86H55ZM192 86H196V84H191ZM199 85V84H198ZM233 85H235V84H233ZM240 84H239V87H242ZM256 85V84H255ZM19 86V85H18ZM21 86H19V88H21ZM33 86H34V84H33ZM51 86H53V85H51ZM57 86V85H56ZM67 86H68V83H67ZM66 85H65V88L67 87ZM149 85L147 84V86H145L144 85V87H148ZM207 86H208V84H207ZM220 86H222L223 87V85H220ZM219 86V87H220ZM225 86H227V85H225ZM2 87H4V86H2ZM63 87V86H62ZM61 87V88H62ZM140 87V86H139ZM142 88H143V86H141ZM210 87H208V88H210ZM229 87H231V86H229ZM229 87H226V89L228 88L229 90H230V88ZM234 87V86H233ZM4 88H6V87H4ZM16 88V87H15ZM22 88H23V86H22ZM21 88V89H22ZM33 88V87H32ZM37 88V87H36ZM50 88V87H49ZM127 88V87H126ZM193 88V87H192ZM195 89H196V87H194ZM207 88V89H208ZM245 88V87H244ZM255 88V87H254ZM262 88H264V86L262 87ZM34 89V88H33ZM63 89V88H62ZM145 89V88H144ZM148 89V88H147ZM170 89H171V87H170ZM186 89V88H185ZM219 89V88H218ZM220 89H221V87H220ZM223 89H224V87L222 88V90H221V92L223 91ZM256 89V88H255ZM10 90H12V89H10ZM17 91L19 90L18 89V87H17V89H16ZM15 90V91H16ZM65 90V89H64ZM217 90V89H216ZM238 90V89H237ZM264 90V89H263ZM14 91V92H15ZM16 91V92H17ZM21 92H22V90H20ZM40 91V90H39ZM140 91H141V89H140ZM143 91V90H142ZM165 91V90H164ZM220 91V90H219ZM235 91V90H234ZM239 91V90H238ZM241 91H243V90H241ZM250 91V90H249ZM262 91V90H261ZM260 91V94L261 93H263V92H261ZM0 92H2V91H0ZM52 92V91H51ZM145 92V91H144ZM146 92H147V90H146ZM183 92V91H182ZM216 92V91H215ZM218 92V91H217ZM240 92V91H239ZM54 93V92H53ZM67 93V92H66ZM77 93V94H78ZM136 93V92H135ZM154 93V92H153ZM156 93V92H155ZM220 93V92H219ZM234 93V92H233ZM244 93V92H243ZM6 94V93H5ZM17 94V93H16ZM16 94H15V97H17L16 96ZM51 94V93H50ZM74 94V93H73ZM141 94V93H140ZM150 94V93H149ZM240 94V93H239ZM238 94V95H239ZM245 94V93H244ZM248 94V93H247ZM26 95V94H25ZM54 95V94H53ZM69 95V94H68ZM123 95V94H122ZM121 95V96H122ZM190 95V94H189ZM212 95V94H211ZM237 95V96H238ZM243 95V94H242ZM241 95V96H242ZM19 96V95H18ZM48 96V95H47ZM64 96H66V94L64 95ZM76 96V95H75ZM124 96V95H123ZM122 96V97H123ZM136 96V95H135ZM143 96V95H142ZM148 96V95H147ZM152 95H150V97H151ZM164 96V95H163ZM237 96H234V97H236V98H238ZM249 96H251V95H249ZM2 97V96H1ZM13 97V96H12ZM12 97H8L9 99H7V100H5L4 99V101H6V102H4L3 101V99L1 98V100L3 101H0V151H3V152H5V153H8V154H12V155H15V156H19V154H20V152L21 153H27L28 154V152H30V151H32V150H35V149H31L29 146H27V145H29L28 143H29V140H27L28 141V143H27V145H24L23 143H25V140H24V136H23V133L25 132V131H27L28 132V129H30V128H33V129H36V131L34 132V135H33V141H30V142H32V143H30V145H33V143H34V141L37 143V144H39V145H41V149H42V147H44V146H42V144L43 143H46L48 140H50V138H51V130H49L50 129V126H48V124H46L45 123V121L44 122H42L41 123V125H36V110L38 111V109L36 108V106L34 107L36 110H35V112L33 113L31 110H28V108H27V110H25V109H23L22 108V105H20L21 103H20V98H21V94H20V97H18L19 99H17V98H12ZM67 97V96H66ZM65 97V98H66ZM141 97V96H140ZM144 98H146L145 96H143ZM149 97V96H148ZM155 97V96H154ZM159 97V96H158ZM165 97V96H164ZM167 97V96H166ZM165 97V98H166ZM170 97V96H169ZM169 97H167V98H169ZM182 97V96H181ZM194 97V96H193ZM211 97V96H210ZM218 97V96H217ZM228 97V96H227ZM247 97H248V95H247ZM261 97H262V94H261ZM5 98V97H4ZM29 98V97H28ZM52 98V97H51ZM60 98V97H59ZM64 98V97H63ZM64 98V99H65ZM69 98V97H68ZM119 98H121V97H119ZM139 98V96H137V99ZM164 98V99H165ZM179 98V97H178ZM197 98V97H196ZM209 98V97H208ZM221 98H222V96H221ZM224 98V97H223ZM226 98V97H225ZM229 98V97H228ZM227 98V99H228ZM239 98H240V95H239ZM244 98H246V97H244ZM243 98V99H244ZM250 98V97H249ZM40 99V98H39ZM42 99V98H41ZM47 99V98H46ZM45 99V100H46ZM49 100H51L50 98H48ZM53 99V98H52ZM136 99V100H137ZM140 99V98H139ZM141 99H143V98H141ZM140 99V100H141ZM151 99H152V97H151ZM151 99L149 100V101H151ZM154 99V98H153ZM185 99H191V97L189 98H185ZM193 99H195V98H193ZM199 99V98H198ZM204 99V98H203ZM210 99V98H209ZM212 99H213V97H212ZM211 99V100H212ZM235 99V98H234ZM263 99V101H264V97L262 98ZM37 100V99H36ZM35 100V101H36ZM63 100V99H62ZM66 100V99H65ZM126 100V99H125ZM124 100V101H125ZM139 100V101H140ZM146 100H148V98H146ZM155 100H157V99H155ZM154 100V101H155ZM162 100H163V98H162ZM170 100V99H169ZM196 100V99H195ZM210 100V101H211ZM213 100H215L216 101V99H215V97H214V99ZM224 100V99H223ZM228 100H230V99H228ZM237 100V99H236ZM53 101V100H52ZM69 101V100H68ZM138 101V100H137ZM137 101H135L134 103L136 104V102ZM143 101V102H142ZM145 101V99L144 100H141V103H145L144 102ZM186 102L188 101V100H185ZM190 101V100H189ZM189 101L187 102L188 104H189ZM207 101H208V99H207ZM220 101V100H219ZM221 101H222V99H221ZM230 101H232V99L230 100ZM229 101V103H231ZM39 102H41V101H39ZM122 102V101H121ZM152 102H153V100H152ZM159 102V101H158ZM165 102H167V101H165ZM165 102H162V103H165ZM191 102V101H190ZM194 102V101H193ZM196 102H198V101H196ZM223 102V101H222ZM228 101H226V103H227ZM260 102V104H257V103H259ZM35 103V102H34ZM72 103V102H71ZM124 103V102H123ZM122 103V104H123ZM127 103V102H126ZM140 103V102H139ZM147 103H149L150 104V102H148L147 101ZM199 103V102H198ZM207 103H209V101L207 102ZM213 103V105H214V103L215 102H212ZM217 103V102H216ZM215 103V104H216ZM220 103V102H219ZM224 103V102H223ZM236 103V102H235ZM234 103V104H235ZM263 103V102H262ZM37 104H38V102H37ZM137 104H138V102H137ZM221 104V103H220ZM251 104H256V105H259L258 107H252L251 109L253 110V111H249L248 110V107H250V105ZM48 105V104H47ZM72 105V104H71ZM105 105V106H104ZM168 105H169V103H168ZM168 105H165L164 104V106H167V107H169ZM203 105V104H202ZM212 105V104H211ZM218 105V104H217ZM216 105V106H217ZM222 105V104H221ZM229 105V104H228ZM27 106V105H26ZM56 106V105H55ZM62 106H63V104H62ZM148 106V105H147ZM189 106V105H188ZM190 106H192V105H190ZM195 106V108H196V105H194ZM198 106V105H197ZM206 106V105H205ZM226 106L227 105H224V107L226 108ZM231 106V105H230ZM252 106V105H251ZM38 107H39V104H38ZM68 107V106H67ZM133 107V106H132ZM138 106H136V108H137ZM156 107H157V105H156ZM162 107V106H161ZM167 107H163V110L165 109V112H166V110L168 109ZM207 107H208V105H207ZM210 107V106H209ZM212 107V106H211ZM214 107V106H213ZM232 107V106H231ZM235 107V106H234ZM233 107V108H234ZM238 107H237V109H238ZM264 107V106H263ZM135 108V109H136ZM140 108L142 109V106H140ZM144 108H146L147 109V107H146V105L144 106ZM144 108H143V110H144ZM150 108L151 109H153L151 106H150ZM170 108V107H169ZM204 108H206V107H204ZM219 108H221V106L219 107ZM225 108H223V109H225ZM255 108H257V109H255ZM261 108V107H260ZM259 108V109H260ZM41 109V108H40ZM61 109V108H60ZM68 109V108H67ZM140 109V110H141ZM146 109L144 110L145 112H146ZM149 110V112H152L153 110ZM162 109V108H161ZM193 109V108H192ZM210 108H207V109H205V110H209ZM214 109H215V107H214ZM213 109V110H214ZM217 109H218V106H217ZM216 109V110H217ZM222 109V110H223ZM230 109H232V108H230ZM44 110V109H43ZM138 110V109H137ZM170 110V109H169ZM187 110V109H186ZM263 110V109H262ZM33 111H34V109H33ZM41 111V110H40ZM56 111H58V110H56ZM71 111V110H70ZM69 111V112H70ZM130 111V110H129ZM134 111H136V110H134ZM168 111V110H167ZM176 111V110H175ZM183 111H184V109H183ZM190 111H191V109H190ZM195 111V110H194ZM211 111V110H210ZM209 111V112H210ZM218 111H221V110H219L218 109ZM218 111H216V112H218ZM225 110H223V113H225L224 112ZM228 111H229V109H228ZM231 111V110H230ZM229 111V112H230ZM234 110H232L231 112H233ZM237 111V113L239 114V112ZM264 111V110H263ZM72 112V111H71ZM139 112V111H138ZM142 112V111H141ZM154 112V111H153ZM156 112V111H155ZM154 112V113H155ZM160 112H161V110H160ZM164 111H162V113H163ZM164 112V113H165ZM169 112V111H168ZM168 112H166V113H168ZM173 112V111H172ZM187 112V111H186ZM193 112V111H192ZM213 112V111H212ZM215 112V113H216ZM222 112V111H221ZM228 112V113H229ZM230 112V113H231ZM257 112V113H256ZM39 113V112H38ZM53 113V112H52ZM132 113V112H131ZM130 113V114H131ZM188 113H189V111H188ZM199 113V112H198ZM204 113H206V111L204 112ZM54 114V113H53ZM56 114V113H55ZM208 114V113H207ZM222 114V113H221ZM237 114V115H238ZM257 114V115H256ZM262 115L264 114V112L263 113H261ZM42 115V114H41ZM57 115H59L58 113H57ZM56 115V116H57ZM167 115V114H166ZM220 115V114H219ZM130 116V115H129ZM164 116V115H163ZM169 116V115H168ZM207 116V115H206ZM225 116V115H224ZM239 116V115H238ZM264 116V115H263ZM262 116V117H263ZM41 117V116H40ZM52 117V116H51ZM51 117H50V119H51ZM128 117V116H127ZM149 116H147V118H148ZM151 117V116H150ZM156 116H154V119H156L155 118ZM158 117V116H157ZM161 117V116H160ZM172 117V116H171ZM188 117V116H187ZM214 117V116H213ZM232 117H234V116H232ZM258 117V116H257ZM261 117V118H262ZM45 118H46V116H45ZM57 118V117H56ZM64 118V117H63ZM139 118V117H138ZM146 118V119H147ZM159 118V117H158ZM195 118V117H194ZM207 118V117H206ZM215 118H216V116H215ZM220 118V117H219ZM225 118V117H224ZM224 118H222L221 117V119H224ZM259 118V117H258ZM124 119H125V117H124ZM135 119H136V117H135ZM144 119H145V117H144ZM145 119V120H146ZM153 119V118H152ZM151 119V120H152ZM160 119V118H159ZM163 119V118H162ZM161 119V120H162ZM166 119H167V117H166ZM173 119V118H172ZM172 119H171V121H172ZM210 119V118H209ZM208 119V120H209ZM218 119V118H217ZM225 119H227V118H225ZM228 119H230V118H228ZM234 119V118H233ZM241 118H239L238 119V121L240 120ZM257 119V118H256ZM263 119V118H262ZM39 120V119H38ZM137 120V119H136ZM142 120H143V118H142ZM144 120V121H145ZM151 120H150V122H151ZM165 120V119H164ZM211 120V119H210ZM212 120H214V118L212 119ZM211 120V121H212ZM220 120V119H219ZM264 120V119H263ZM262 120V121H263ZM53 121V120H52ZM123 121L124 120H122V124H123ZM139 121V123L141 122V119L140 120H138ZM146 121H148V120H146ZM160 121V120H159ZM158 121V122H159ZM207 121V120H206ZM210 121V122H211ZM218 121V120H217ZM216 121V122H217ZM227 121V120H226ZM229 121L230 120H228V124H229ZM242 121V120H241ZM46 122H49L50 124L49 125H51V122H50V120L49 121H46ZM54 122V121H53ZM71 122V121H70ZM125 122H126V119H125ZM124 122V123H125ZM143 122V121H142ZM152 122H154V121H152ZM162 122H165V121H163L162 120ZM167 122V121H166ZM222 122H225V120L223 121L222 120ZM234 122V121H233ZM69 123V122H68ZM144 123H147V122H144ZM156 123H157V121H156ZM161 123V122H160ZM177 123V122H176ZM207 123H209V121L207 122ZM213 123V122H212ZM218 123H220V122H218ZM227 123V122H226ZM226 123H224V124H226ZM238 123V122H237ZM236 123V124H237ZM241 123V122H240ZM240 123H238L237 125H238V127L239 128H241L240 126H239V124ZM244 123V122H243ZM149 124V123H148ZM153 124V123H152ZM216 124V123H215ZM222 124V123H221ZM231 124V123H230ZM55 125V124H54ZM65 125V124H64ZM67 125V124H66ZM70 125V124H69ZM124 125V124H123ZM125 125L127 126V123H125ZM246 125V124H245ZM68 126V125H67ZM122 126V125H121ZM126 126H124V129H125V127ZM69 127V126H68ZM142 127V126H141ZM242 127H243V124H242ZM245 127V126H244ZM260 127V126H259ZM21 129V131H20V129ZM49 128V129H48ZM51 128H53V126L51 127ZM65 128V127H64ZM63 128V129H64ZM121 128H123V126L121 127ZM139 128V127H138ZM145 128V127H144ZM149 128H151V127H148V129ZM158 128V130L160 129L159 127H157ZM165 128V127H164ZM173 128V127H172ZM211 128V127H210ZM226 128V127H225ZM237 128V127H236ZM239 128H237V129H239ZM247 128V127H246ZM18 129H19V131L21 132L20 134L17 132L18 131ZM32 129V130H33ZM66 129H68L67 127H66ZM120 129V128H119ZM153 129H154V127H153ZM222 129V128H221ZM230 129H232V127L230 128ZM229 129V130H230ZM234 129V128H233ZM45 130V131H44ZM49 130V131H48ZM55 130V129H54ZM69 130V129H68ZM117 130V129H116ZM122 130V129H121ZM136 130H137V127H136ZM156 129H154V131H155ZM158 130L157 131H155V132H158ZM176 130V129H175ZM206 130H208V129H206ZM214 130H215V132H217L216 130H218L219 131V129H215L214 128ZM223 130H224V128H223ZM222 130V131H223ZM235 130V129H234ZM31 131V130H30ZM34 131V130H33ZM53 131V130H52ZM64 131H65V129H64ZM119 131V130H118ZM144 132L143 133H145V131H147V129H145V130H143ZM153 131V132H154ZM165 131H166V129H165ZM170 131V130H169ZM212 131V130H211ZM221 131V132H222ZM227 131V130H226ZM231 131V130H230ZM230 131H228V134L230 133ZM243 131V130H242ZM32 132V131H31ZM50 132V133H49ZM68 132V131H67ZM135 132V131H134ZM160 132V131H159ZM161 132L163 133L164 131H162L161 130ZM206 132H208V131H206ZM33 133V132H32ZM121 133V132H120ZM119 132H118V134H120ZM124 133V132H123ZM139 133V132H138ZM150 133V132H149ZM165 133V132H164ZM209 133V132H208ZM213 133H214V131H213ZM212 133V134H213ZM218 133H220V132H217V133H215V134H218ZM223 133H225V131L223 132ZM64 134H66V133H64ZM122 134V133H121ZM209 134H211V133H209ZM221 134V133H220ZM238 134H240L239 133V131H238ZM24 135H25V133H24ZM104 135V134H103ZM107 135V136H108ZM123 136H125V133L124 134H122ZM67 136H68V133H67ZM66 136V137H67ZM118 136V135H117ZM42 139H41V138ZM61 137H64V135L62 136L61 135ZM139 137V136H138ZM138 137H136V138H138ZM210 137V136H209ZM238 137V136H237ZM236 137V138H237ZM26 138V137H25ZM68 138H70L69 136H68ZM108 138V137H107ZM119 138H121V137H119ZM123 138V137H122ZM126 138V137H125ZM134 138V137H133ZM132 138V140H135V139H133ZM164 138V137H163ZM166 138V137H165ZM215 138V137H214ZM225 138H227V137H225ZM225 138H224V140H225ZM240 139H241V135H240V137H239ZM244 138V139H245ZM27 139V138H26ZM61 139V138H60ZM59 139V141L57 142V143H54V146L56 147V149L59 151V149H60V147L62 146V144L64 143V142H61V140ZM65 139V138H64ZM127 139V138H126ZM140 139H142V138H140ZM140 139H138V141H140ZM146 139V138H145ZM151 139V138H150ZM150 139H148V140H150ZM155 140H156V138H154ZM158 139V138H157ZM167 139V138H166ZM169 139V138H168ZM171 139V138H170ZM205 139V141H207L206 140V138H204ZM218 139V138H217ZM216 139V140H217ZM231 139V138H230ZM238 139V138H237ZM32 140V139H31ZM143 140V139H142ZM141 140V141H142ZM159 140H160V138H159ZM159 140H156V141H159ZM210 140V139H209ZM222 140V139H221ZM226 140H228V139H226ZM239 140V139H238ZM63 141V140H62ZM106 141V140H105ZM105 141H103V142H105ZM111 139L109 140V139H107V148L108 149H106L105 147V149L108 151H111L112 152V150H115V149H113L112 147L114 146V144H115V142H113L114 144H113V146H112V144H111ZM119 141V140H118ZM123 141V140H122ZM147 141V139L145 140V142L144 143H147L148 144V142H146ZM155 141V142H156ZM161 141V140H160ZM166 141V140H165ZM173 141V140H172ZM205 141H204V143H205ZM211 141H213V140H211ZM210 141V142H211ZM234 141V140H233ZM66 142V141H65ZM124 142H126V145L124 144V147L125 146H127V141H124ZM130 142V141H129ZM136 142V141H135ZM151 142V141H150ZM149 142V143H150ZM154 142V143H155ZM161 142H164V141H161ZM176 142V141H175ZM209 142V141H208ZM208 142H206V143H208ZM222 142V141H221ZM230 142V141H229ZM264 142V141H263ZM117 143V142H116ZM121 143H123V142H121ZM136 143H139V142H136ZM141 143H143V142H141ZM143 143V144H144ZM154 143H152V144H154ZM166 143V142H165ZM227 143V142H226ZM245 143V142H244ZM247 143V142H246ZM250 143V142H249ZM23 144V145H22ZM98 144V145H97ZM118 144H120V143H118ZM159 144V143H158ZM161 144V143H160ZM175 144V143H174ZM215 144V143H214ZM239 144V143H238ZM49 145V144H48ZM47 144H46V146H48ZM64 145V144H63ZM97 145V146H96ZM121 145V144H120ZM245 145V144H244ZM246 145H249V144H246ZM64 147V146H63ZM118 147H119V145H118ZM117 147V148H118ZM250 147V149H252L251 148V145L249 146ZM40 148V147H39ZM51 148V147H50ZM52 148H54L53 147V144H52ZM62 148V147H61ZM116 148V147H115ZM116 148V149H117ZM246 148L248 149V147L246 146ZM37 149H38V146H37ZM36 149V150H37ZM119 149H120V147H119ZM122 149V148H121ZM142 149V148H141ZM151 149V148H150ZM165 149V148H164ZM175 149V148H174ZM63 150V151H64ZM67 150V151H66ZM123 150V149H122ZM133 150H134V148H133ZM153 150V149H152ZM213 150V149H212ZM228 150H230V149H228ZM38 151H39V149H38ZM37 151V152H38ZM106 151V152H107ZM117 151V150H116ZM118 151H120V150H118ZM142 151L144 152V153H149V149H142ZM167 151V150H166ZM204 151H206V150H204ZM216 151V150H215ZM224 151V150H223ZM246 151V150H245ZM36 152V151H35ZM36 152V153H37ZM47 152V151H46ZM105 152V153H106ZM111 152H108V153H111ZM115 152V151H114ZM122 152V151H121ZM120 152V153H121ZM161 152H163V151H161ZM167 152H169V151H167ZM211 152V151H210ZM69 153V154H68ZM71 153V154H70ZM124 153V152H123ZM164 153V152H163ZM215 153V152H214ZM220 153V152H219ZM224 153H225V151H224ZM244 153V152H243ZM242 153V154H243ZM44 154H45V152H44ZM47 154V153H46ZM227 154H229V153H227ZM241 154V155H242ZM245 154H247V153H245ZM3 155V154H2ZM7 155V154H6ZM120 155V154H119ZM122 155V154H121ZM33 156V155H32ZM14 157V156H13ZM128 157V156H127ZM240 157V156H239ZM10 158V157H9ZM23 158V157H22ZM24 158H25V156H24ZM0 159H2V158H0ZM12 159V158H11ZM14 159V158H13ZM18 159V158H17ZM174 159V158H173ZM22 160V159H21ZM178 160V159H177ZM6 161V160H5ZM11 161V160H10ZM19 161H20V157H19ZM19 161H17V162H19ZM40 161V160H39ZM21 162V161H20ZM19 162V163H20ZM237 163V162H236ZM28 164V163H27ZM33 164V163H32ZM38 164V163H37ZM45 164V163H44ZM199 164H200V166H201V168L202 169H204V168H206V167H208L209 166V163H207L205 160H199ZM41 165V164H40ZM49 165V166H50ZM43 166V165H42ZM34 167V166H33ZM47 167V166H46ZM35 168V167H34ZM45 168V167H44ZM240 168V169H241ZM37 169V168H36ZM47 170V169H46ZM40 171V170H39ZM243 172V173H244ZM61 174V173H60ZM60 174H58V175H60ZM65 174V173H64ZM212 174V173H211ZM62 175H63V173H62ZM64 176V175H63ZM230 176V175H229ZM245 176V175H244ZM65 177V176H64ZM176 178V180H178V181H182V182H187V186L186 187H183V188H177V189H174V188H167V190H164V191H161V192H159L157 195H155L153 198H148L149 196H150V194L148 193L149 191V188H151V186H153L152 184L154 183V181H156V182H159V183H161V184H168L170 181H171V178ZM264 177V176H263ZM174 178V179H175ZM67 179V178H66ZM173 179V180H174ZM62 180V179H61ZM132 180V181H131ZM195 180V179H194ZM77 183V182H76ZM71 185V184H70ZM155 185V184H154ZM260 185V184H259ZM264 185V184H263ZM81 186V185H80ZM64 187V186H63ZM73 187V186H72ZM77 188V187H76ZM96 188V187H95ZM102 188V187H101ZM133 188V189H134ZM66 189V188H65ZM77 189H79V188H77ZM85 189V188H84ZM107 189V188H106ZM166 189V188H165ZM101 191V190H100ZM121 191H122V189H121ZM257 191V190H256ZM68 192V191H67ZM130 192V191H129ZM79 193V192H78ZM83 193V192H82ZM81 193V194H82ZM90 193V192H89ZM95 193V192H94ZM106 193V192H105ZM108 193V192H107ZM132 193V192H131ZM104 195V194H103ZM110 195V194H109ZM112 195V194H111ZM122 195V194H121ZM125 195V194H124ZM80 196V195H79ZM72 197V196H71ZM76 197V196H75ZM105 197V196H104ZM107 197V196H106ZM134 197V196H133ZM108 198H109V196H108ZM112 198H113V196H112ZM83 199V198H82ZM116 200H117V196H116V198H115ZM121 199V198H120ZM116 200H114V201H116ZM118 200H119V198H118ZM124 200V199H123ZM133 200V199H132ZM90 201V200H89ZM109 201V200H108ZM111 201V200H110ZM129 201V200H128ZM126 202H127V200H126ZM106 204V203H105ZM109 204V203H108ZM69 208H70V210H71V213L73 212L74 214H77V215H79V216H82V217H85V218H88L90 221H93V222H96V220H97V218L94 216V215H92V214H89V213H87V212H80V213H76L75 212V206H74V204H72V203H70L69 204ZM109 209V208H108ZM110 209H112V208H110ZM127 214V213H126ZM121 216V215H120ZM123 218V217H122ZM120 222V221H119ZM102 223H104L103 225H105L106 224V226H118V222L117 221H114V220H110L109 218H107L104 222H102ZM131 225H132V223H130ZM135 229V228H134ZM139 231V230H138Z\"/></svg>",
	"mask_w": 264,
	"mask_h": 264
},
{
	"label": "water",
	"instance_id": "obj_3",
	"mask_svg": "<svg viewBox=\"0 0 264 264\" xmlns=\"http://www.w3.org/2000/svg\"><path fill=\"white\" fill-rule=\"evenodd\" d=\"M11 196L20 204L40 205L33 198L19 194ZM39 207L47 211L59 210L72 220H79L89 227L93 225L50 204H41ZM103 224L99 226L111 230L117 228ZM151 225L160 240L166 237V230L175 236H203L202 241L206 236L228 240L225 244L228 246L229 260L239 254L242 256V264H264V217L246 213L237 206L178 196L163 204L160 213L150 222L146 231H149ZM0 264L124 263L103 254L84 240L39 229L12 214L0 212Z\"/></svg>",
	"mask_w": 264,
	"mask_h": 264
},
{
	"label": "flooded vegetation",
	"instance_id": "obj_4",
	"mask_svg": "<svg viewBox=\"0 0 264 264\" xmlns=\"http://www.w3.org/2000/svg\"><path fill=\"white\" fill-rule=\"evenodd\" d=\"M13 194L0 192V212L12 214L39 229L84 240L103 254L124 264H242V256L239 254L229 260L228 246L225 244L228 240L206 236L202 241L203 236H175L169 234L168 230L165 231L166 237L160 240L154 234L152 225L149 231H140L132 220V227L125 224L121 228L116 225L112 226L117 227L116 230H111L75 214L93 224L89 227L79 220L68 218L62 211H47L39 207L45 204L43 202L34 200L36 204H40L38 206L20 204L12 198ZM128 229L131 230L124 232Z\"/></svg>",
	"mask_w": 264,
	"mask_h": 264
}]
</instances>
